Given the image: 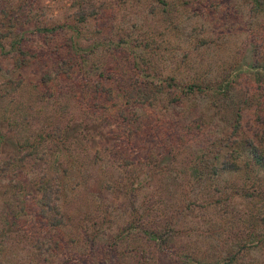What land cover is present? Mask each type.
Here are the masks:
<instances>
[{
    "label": "rangeland",
    "instance_id": "obj_1",
    "mask_svg": "<svg viewBox=\"0 0 264 264\" xmlns=\"http://www.w3.org/2000/svg\"><path fill=\"white\" fill-rule=\"evenodd\" d=\"M35 1L48 8V23L77 8L76 0ZM82 5L90 6V16L87 11L80 41L71 33H27L25 50L31 45L36 51L34 57L13 53L22 57V68L7 43L0 51V264H212L223 245L233 247L234 234L226 232L235 230L228 220L239 226L235 217L249 214L255 200L233 192L234 184L244 182L234 172L201 182V172L192 169L204 151L203 134L221 139L229 130L222 131L224 110L240 100L243 87L253 92L255 72L264 74L253 66L255 41L264 58V4L252 13L249 0H83ZM123 36L143 40L142 46L115 47ZM93 43L103 44L87 49L83 77L68 49ZM223 78L234 83L219 100L209 88ZM167 79L170 85L162 88ZM204 85L187 95L189 87ZM142 95L151 98L142 103L131 98ZM39 113L46 116L39 121L46 123L48 144L27 156L23 167L2 170L16 152L17 129L8 118L35 114L36 130ZM53 136L59 148L50 144ZM24 179L23 189L12 191L13 182ZM37 183L47 185V193ZM220 188L226 190L223 204H208ZM49 198L56 211L43 205ZM135 224L174 226L172 255L163 256L156 241L134 232ZM86 233L94 250L85 248ZM113 251L119 258L110 257ZM238 259L264 264V252L254 248Z\"/></svg>",
    "mask_w": 264,
    "mask_h": 264
},
{
    "label": "trees",
    "instance_id": "obj_2",
    "mask_svg": "<svg viewBox=\"0 0 264 264\" xmlns=\"http://www.w3.org/2000/svg\"><path fill=\"white\" fill-rule=\"evenodd\" d=\"M82 2L83 0H76V2L73 1V6H76L77 8L75 13L72 15H67V13L62 12L59 17L55 16L57 17L55 19L58 22L54 21L52 23H48L45 20L47 17H49L45 16V12L48 11V8L44 5L39 6L35 0H0V51L4 50V47L7 43L10 47L9 53L12 52L13 54L14 52H19L22 57L24 55H31L34 57L32 52L36 50H31V45H28L27 49L25 50L24 38L25 34L27 33L37 35H52L53 37L58 35L63 36L66 33H71L72 35H70V37L75 36L76 39L80 41V38L83 36V29L85 27V23L87 22L86 20L88 19V15L90 16L88 10L90 6L83 7ZM262 4H264V0H249L250 7L249 5L248 7L250 12L252 13L260 10V6ZM87 11L88 15L86 14ZM76 13L78 14L76 15ZM74 20L75 22H73ZM26 27L28 28L26 29ZM253 40L255 39L253 38ZM120 42H123L130 49L135 46H142L141 43L143 40L135 43V41L132 42L131 39L123 36L119 37L115 47L120 46ZM109 43L110 39L107 40L106 45ZM102 44L103 43H93V45L90 46L88 44L85 45V48L80 45L78 47H74L73 44H70L68 50L71 51V57L73 56L75 59L74 64L79 67V71L83 73V77L86 76L84 68L86 69L88 67L87 49L94 50V48H98V46ZM78 50H80V52H78ZM253 51L254 57L256 59L253 66H256L257 68L262 67L264 69V58L263 56L259 55L261 51L259 42H254ZM12 57L16 58L15 65H19L20 67L24 65L22 63V57H15L14 54ZM259 60L260 63H257ZM133 65L138 66L139 64L134 61ZM69 73H71V71H69ZM255 73L257 74V77H254L253 84H255L256 87L253 92L251 93L248 91V88L243 87L240 100L234 105V107L229 104V108L224 110L223 119L225 120L227 116L228 118L226 119L227 125L222 131H224L226 128L229 129L221 137V139L224 137L225 142L221 139H211L207 136L208 133H204V151L202 156L199 158V162H196L192 169V171L195 173L201 172L199 175L201 182L208 179L217 182L218 177L215 179L213 177H216L222 173L230 174L234 172V174L238 175V179H244V182L238 184L237 186V183L234 184L233 192L243 191V197L249 198L250 200H255L252 202V204L255 205V208L250 211L249 214L235 217L234 221L239 226L232 224L231 221L228 220V224L234 227L235 230L233 231V229H229L228 232H226V235L234 234V239L232 240L233 247H225V245H223L218 254L220 257L213 258L215 260L212 261V264H242L241 259L238 258L249 255L252 249L258 248L264 252V177H262L264 175V77H262L264 74L259 72ZM63 74L64 72L61 74V76ZM55 75H59V73L57 72ZM220 80L221 81H218L214 87L209 88L212 90L211 92L213 94L220 98L219 100L222 98L224 99V97L230 93L231 84L234 83V80L231 79L223 78ZM159 85L166 89L170 83H168L167 79V81L164 80L163 84ZM206 88L207 86L205 85L203 89L198 87L194 90V88L189 87L187 90V95L190 93L199 92V90L203 91ZM165 89L164 91H166ZM131 98L134 102L142 103L149 101V98L151 97L142 95ZM255 101L256 103L254 105ZM226 102H228V100ZM249 108L255 110V112L250 114L248 112ZM229 109L230 111H228ZM30 115H32V113ZM29 116L24 115L17 118H8L7 123L11 125L13 122L12 127L15 126L17 129V132H14V134L16 133V137L14 139L16 144V152L12 155H9V157L4 161V168H1L2 170H7L12 165H16V167L19 168L23 167L27 156L31 154H33V156L38 155V147L41 144H43L44 147L45 144H48L47 138L50 135L44 132V126L46 123L42 125L40 122L42 120L45 121L44 119L46 116L42 117L41 113H39L38 118L34 119L36 122L38 121V124L40 122V127L36 130H33V126L31 125V120H33L35 114L33 117ZM1 137L3 138V135H1ZM57 142L58 141H56L53 136V140H51L50 144L53 143L54 146L59 148L57 146ZM212 151H216L213 156L210 154ZM36 158L41 159L40 157ZM57 166L58 164H54V168H57ZM25 182L26 180L24 179L21 184L18 185L17 181H14L12 191L14 190V186L23 189V183L25 184ZM41 182L45 183L42 180ZM46 187L47 185H40L37 183V188L41 189V193L43 191V194L44 191L47 193L48 187ZM54 190V192H56V189ZM16 192L21 195V189H18ZM225 192V189L222 190V188H220L218 195L211 194L212 196L210 195L208 197V200H210L208 201V204H218L219 202L223 204L225 201L223 194ZM49 200L50 198L47 199L43 205L47 207L48 211H56L54 206H49ZM19 208L20 210L22 209L21 206ZM252 208L253 207L250 209ZM151 210L154 211L152 208ZM56 213L59 214L60 212L57 211ZM43 216H46V214H43ZM60 217L62 218V221L60 222L61 224L64 222V220L61 214ZM5 218L10 221L12 218L11 213L6 212ZM55 227L58 226L56 225ZM133 227L134 232L142 234L141 236L147 235L148 238L146 236V239L156 241L160 247L159 252L163 256L172 255L171 249L173 247L170 245V238L172 233H174V226L163 224L160 225L159 228L153 227L150 229L142 224H135ZM163 228H166V231L162 234L161 230ZM84 240L87 246L85 248L87 250H94L95 241L93 237H89L86 233ZM232 241H230V243ZM56 245L57 243L54 244V247ZM45 247L49 249L51 247L50 243ZM110 257L116 259L119 258L118 253L116 254L115 251L111 252ZM217 260H221V262ZM202 264L204 263L202 262Z\"/></svg>",
    "mask_w": 264,
    "mask_h": 264
}]
</instances>
